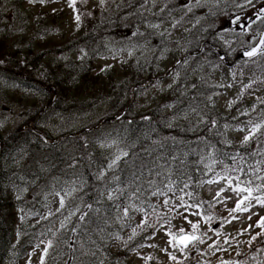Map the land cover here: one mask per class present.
<instances>
[{"label":"rangeland","instance_id":"1","mask_svg":"<svg viewBox=\"0 0 264 264\" xmlns=\"http://www.w3.org/2000/svg\"><path fill=\"white\" fill-rule=\"evenodd\" d=\"M86 1L76 0L75 10L69 6V0H46L44 4H29L25 0L19 3L18 9H5L3 19H0V46H5L7 53L12 52L15 45L25 51L29 47L31 55L26 60L34 63L36 67L32 66L33 72L40 74L42 68H38L33 53L39 55L41 51L44 62L61 63L69 52L61 54L59 51L69 48L66 46L68 41L81 34L86 36L89 34L87 31L91 32L93 28L102 27L103 32L106 26L115 27L118 44L95 58L89 54L88 48L82 51V55L86 54L90 62L89 68L85 64L86 75L80 76L78 80L72 76V82L69 81V84L74 83L70 90L83 92L85 97L92 98L117 80L128 76V63L124 61L129 56L147 55L150 52L145 42L130 40L133 32L144 36V39L148 36L155 38L152 43L160 45L165 56H169L170 52L180 53L189 45L196 44L199 35L222 45L223 51L232 61L239 50L256 41L264 26V20L256 18V12L264 6L262 0H253L255 7L245 5L243 9L236 5L244 0H200L199 7L196 6V0H179L181 7L176 11L164 7L165 0H121L126 9L118 7L119 0H104L103 4L101 0ZM147 4L149 11L144 8ZM187 4L192 5L191 12L187 11ZM77 11L81 16L79 25L75 20ZM113 12L118 14L120 21L114 22L105 16L108 13L111 17ZM236 15L240 16L242 25L246 22L243 29L229 23V18ZM249 18H252L250 27ZM225 28L234 30L225 32L221 39L219 33ZM194 29L197 30L194 34H186ZM90 37H86L88 44ZM24 50L12 60L18 68L13 65L11 68L17 73L24 68L18 62ZM4 60L1 56L0 61L3 63ZM149 65L157 72L170 67L166 63L159 64L161 67L150 62ZM205 65L187 86L176 85L180 72L173 70L169 78L153 81L143 88L138 93L143 109L150 112L157 105L165 107L167 112L183 105L182 113H191L194 108H188L189 104L184 107L183 99H191L195 103L207 102L217 115L207 118L203 111L201 115L207 120L221 122L223 131L232 139L231 143L227 140L230 149L235 153L251 143L256 148L255 161L259 158V163L264 166V127L244 142V136L249 134L254 124L264 125V55L246 60L239 57L227 66L217 54ZM0 85L1 92L14 96L22 88L14 80L11 83L0 80ZM245 85L250 87L246 88ZM211 89L215 91L210 92ZM2 100L0 98V102H10ZM14 101L19 106V101ZM230 101H234L231 107ZM100 111L105 112L106 109L102 107ZM225 125L228 127L225 128ZM17 126L18 122L14 119H8L5 124L0 121L2 138L9 136ZM67 127L55 124L50 132L56 138L57 135L65 134ZM112 142L105 150L114 148L117 154L120 151L125 153L124 146L127 143ZM16 151L19 150L0 159V223L5 230L0 233V264H41V256H44V264H217L227 260H234L236 264H264V228L258 224L260 218L264 217V205L257 203L255 197L258 196H253L248 211H232L237 202L247 195L236 191L237 186L253 188V183L259 182L255 180L256 177L254 180L242 178L244 169L241 162L222 166L220 170L227 171L220 176L216 172L217 161L213 155L201 158V178L194 196L186 184L171 193L146 194L142 196L141 202L131 199L119 203L115 205L110 228L104 223L106 228L96 232L95 229L84 241L79 238L82 219L78 213L82 205L72 201L78 187L74 174L64 185L56 179L57 171L52 165L49 170H43L42 175H34L35 171L43 169L39 165L41 163L24 162L23 152L18 154ZM66 166L64 163L63 167ZM257 170L255 167L251 173ZM209 180L214 183L209 184ZM38 182H47L49 186L39 187ZM221 189L224 191L220 192ZM217 192H220L219 197ZM109 193V190L105 191L103 196L109 197ZM190 198L196 203L189 201ZM166 200L168 203H165ZM202 204H205V209ZM123 208L128 209L127 215L123 214ZM205 217L211 219L206 220ZM192 224L198 225L195 232L200 235L202 243L198 240L181 250L180 246L170 242L169 231L178 233L183 228L193 232ZM133 229L136 230L135 236H132ZM117 235L120 239H117ZM129 237L132 239L129 240ZM49 241H52L51 247L48 246ZM45 248L48 249L46 256L43 251ZM170 256H175L176 260Z\"/></svg>","mask_w":264,"mask_h":264},{"label":"bare ground","instance_id":"2","mask_svg":"<svg viewBox=\"0 0 264 264\" xmlns=\"http://www.w3.org/2000/svg\"><path fill=\"white\" fill-rule=\"evenodd\" d=\"M22 1L25 0H0V19H3L5 9H18ZM165 2L163 6H168L169 11L181 7L179 0ZM118 7L126 9L121 0ZM144 8L149 11V4ZM105 16L114 22L120 21L116 12L111 17L108 13ZM107 27L102 36H91L89 44L86 42L80 45L79 39L68 41L66 46L69 48L59 51L61 54L69 52L61 63L44 62L40 52L39 55L33 53L35 63L38 68H42L40 74L34 73L30 67L22 68L18 73L11 68L12 65L16 66L12 63L13 58L24 50L19 45L7 53L9 58L0 65V80L8 83L14 80L22 87L17 96L0 91V98L10 100L9 104L0 102V121L4 124L8 119L18 122L9 136L2 138L0 134V159L19 150L16 153L23 152L24 162H40L42 165L54 162L56 179L62 185L68 183L70 175L74 174L78 187L72 201L82 205L78 215L84 216L79 226L81 240L94 233L95 229L96 232L106 228L104 223L108 224L109 229L113 223L115 205L119 203L131 199L141 202L142 196L161 192L167 187L173 186L171 190L175 191L178 189L175 184L181 180L198 184L202 166L201 161H195L198 158L206 159L209 155L222 158L218 150H231L227 140L232 142L227 132L223 131L221 122L216 121L213 125L212 120L201 115V111L207 118L217 115L207 102L195 103L191 99H183L184 107L189 104L188 108H194L191 113H182L183 105L179 104L167 112L165 107L157 105L146 112L140 103L138 93L153 81L169 78L173 70L180 72L176 85L187 86L206 66V61L219 53L227 56L222 45L199 35L197 45H186L187 48L180 53L170 52L169 56L164 55L160 45L152 43L155 38L148 36L144 39V36L132 35L130 40L145 42L150 52L147 55H131L124 61L128 63V76L117 80L92 98L85 97L83 92L70 90L74 83L69 84V81L72 82L73 77L78 80L80 76H85V64L88 68L90 65L82 51L88 48L89 54L95 58L102 55L103 51L110 50L112 45L115 47L118 44L116 28ZM195 31L189 30L186 34H194ZM29 49L27 47L24 50L23 56L31 55ZM149 62L156 66L166 63L170 67L157 72ZM213 91L211 89L210 92ZM127 95L130 97L123 99ZM14 99L19 101V106ZM102 107L106 109L105 112L100 111ZM128 123H133V127L129 128ZM55 124L67 125L65 134L53 137L50 131ZM113 140L127 143L124 146L127 155H122V151L115 153L114 148L105 150L108 144L114 143ZM210 144L217 151L206 153ZM248 152L244 150V154ZM117 156L120 159L109 168L108 165ZM64 163L66 167H63ZM246 163L251 165L255 162ZM38 185L48 188L49 183L38 182ZM108 190L112 199L103 196ZM87 224L90 226L87 227Z\"/></svg>","mask_w":264,"mask_h":264},{"label":"snow or ice","instance_id":"3","mask_svg":"<svg viewBox=\"0 0 264 264\" xmlns=\"http://www.w3.org/2000/svg\"><path fill=\"white\" fill-rule=\"evenodd\" d=\"M29 4H35V3H40V4H44L46 3V0H28ZM104 3V0H101V4ZM245 5L250 6V7H255V5L253 4V0H244L243 3L237 4L236 7L237 8H241L243 9L245 7ZM262 5H264V0H262ZM69 6L72 7L74 10L76 9V0H69ZM196 6L199 7L200 6V0H196ZM187 11L191 12L192 11V5L191 4H187L186 5ZM161 11H163V9H161ZM256 18L260 19V20H264V6H261L259 8V10L256 12ZM75 20L77 22V25H79L80 21H81V16L79 15L78 11L77 14L75 15ZM240 16L236 15L234 18H229V23L231 25L234 26H239L241 29L244 28V25H242L240 23ZM252 23L251 18H249L248 20V26L250 27ZM175 26V24L173 25ZM152 27L158 28L159 25H152ZM234 29H230V28H225L222 32L219 33L220 38L223 39L224 37V33L228 32V31H232ZM163 34V33H161ZM133 35H137V32H133ZM225 43H228V41H225ZM245 56L247 57H254L256 55H264V36L261 37V39L259 40V43L256 45L251 46L250 49L245 50L243 53ZM223 59V58H221ZM0 63H2V61H0ZM186 63V61H185ZM105 69H101V71H104ZM169 87H171V85H169ZM193 87H195V85H193ZM245 87H250V85H245ZM209 99H211V97H209ZM232 103H234V101H230L229 102V107H231ZM213 125H215L216 121H212ZM228 126L225 125V128H227ZM261 127H264V125L261 124H254L252 126L251 131L249 132L248 135L244 136V142H247L250 137L256 132L258 131ZM122 155H127V153H122ZM120 159V156H117L115 160L112 161L111 164L108 165L109 168H111L113 166V164H115L118 160ZM103 175V174H101ZM209 184L214 183L213 180H209L208 181ZM229 184H231V180L229 179ZM256 189H253L251 187H239V185L236 188V191L239 192H244L247 193V195H245L243 197L242 200H239L236 204L235 209H233V212H244V211H248L249 205H250V201L253 199L252 193L255 191ZM262 191H264V189H261ZM224 190L221 189L220 192H223ZM220 192H217L216 195L217 197L220 196ZM109 199H112V195L111 193H109ZM257 203L264 205V195L255 197ZM63 197H61V206H63ZM165 203H168V201L166 200ZM89 207H91V205H89ZM128 213V209L125 208L124 209V214L127 215ZM250 218V217H249ZM81 219H84V216H81ZM206 220H210L211 217H205ZM191 223V222H190ZM258 224L261 228H264V217H261L260 220L258 221ZM63 227V224H62ZM193 232L192 233H185V230L183 228H181L179 230L178 233H173L171 231L168 232L169 237L171 238L170 242L172 244H178L181 247V250L185 249L188 247V245L194 241L200 240V237L195 235V231L198 228L197 224H192L191 225ZM136 235V230L133 229V233L132 236ZM117 239H120V237L117 235ZM132 237H129V240H131ZM200 242L202 243L203 241L200 240ZM125 244H127V242H125ZM52 245V241L48 242V246L51 247ZM44 255H47L48 249L45 248L44 250ZM170 258L172 260H176L175 256H170ZM147 259H151V257H148ZM41 264H44V256H41ZM101 264H103V262H101Z\"/></svg>","mask_w":264,"mask_h":264},{"label":"trees","instance_id":"4","mask_svg":"<svg viewBox=\"0 0 264 264\" xmlns=\"http://www.w3.org/2000/svg\"><path fill=\"white\" fill-rule=\"evenodd\" d=\"M94 37H96V34H94ZM133 123H128V127L130 128V127H133ZM191 159H194V158H191ZM34 163V162H33ZM39 163V162H38ZM35 164V163H34ZM43 169H39V170H37V171H35L34 172V175H37L38 173H40V172H43V170H45V169H48L49 170V167H50V165H52V166H54V162H50V164H46V165H42V164H39ZM54 168H55V166H54ZM56 171V170H55ZM4 230L2 229V226H1V224H0V233L1 232H3ZM1 236V238H2V234L0 235Z\"/></svg>","mask_w":264,"mask_h":264},{"label":"water","instance_id":"5","mask_svg":"<svg viewBox=\"0 0 264 264\" xmlns=\"http://www.w3.org/2000/svg\"><path fill=\"white\" fill-rule=\"evenodd\" d=\"M258 43H259V41H258ZM257 43V44H258ZM185 233H188V232H185ZM197 236V235H196ZM220 264H231L230 262H223V263H220Z\"/></svg>","mask_w":264,"mask_h":264}]
</instances>
